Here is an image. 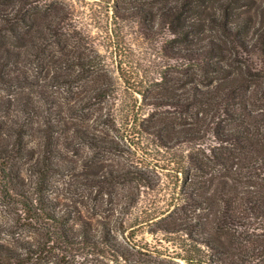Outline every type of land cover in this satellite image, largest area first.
<instances>
[{
  "label": "trees",
  "instance_id": "obj_1",
  "mask_svg": "<svg viewBox=\"0 0 264 264\" xmlns=\"http://www.w3.org/2000/svg\"><path fill=\"white\" fill-rule=\"evenodd\" d=\"M11 1L19 8H0V82L32 86L14 65L33 54L47 60L43 67L58 82L89 84L91 94L80 107L51 105L44 121L40 97L21 91L0 99V196L15 212L12 242H0L4 263L73 264V257L112 252L120 264H264V0H100L114 20L162 18L178 43L170 57L185 66L176 86L166 81L152 93L121 59L129 99L116 111L93 109L110 99L113 76L101 53L85 47L89 34L73 23L69 6ZM106 41L120 44L116 26ZM116 54L126 57L122 44ZM74 140L126 160L104 175L93 171L89 182L105 183L107 175L127 186L124 207L146 193V208L121 222L124 239L111 220L93 222L59 198L54 176L74 166L63 148ZM144 229L160 232L168 245H141L134 235Z\"/></svg>",
  "mask_w": 264,
  "mask_h": 264
},
{
  "label": "rangeland",
  "instance_id": "obj_2",
  "mask_svg": "<svg viewBox=\"0 0 264 264\" xmlns=\"http://www.w3.org/2000/svg\"><path fill=\"white\" fill-rule=\"evenodd\" d=\"M54 1L69 6L73 14V23L89 34L90 39L87 44H85V47H88V51L96 49L101 53L105 67L110 71L109 74L113 76V88H115V90L111 94L110 99H106L103 102H96V104L93 103V109H97L98 111L102 109L110 111L120 110L125 106V101L129 99V93L126 91L123 79L121 78V70L118 68V62H120L121 59L138 72V78H136V80L145 90L147 89L148 92L155 93L160 91L166 81L168 85L176 86L174 79L181 75L180 70L185 66H182V62L179 58L170 57V47H176L178 43L175 42V36L168 31L164 24H162V18L159 20V17H157L155 21L145 20V18L140 16L124 17L122 15L118 17L117 20H114L112 19V10H109L106 1ZM117 1L119 4L123 5L128 2H143L147 0ZM0 8L14 11L19 8V4L11 0H0ZM115 21H117L116 25L113 23ZM151 25H153V28L150 27ZM114 26L117 27L121 39L117 48L106 46V35L109 29ZM121 44L126 52V57H121L119 54V56H117L116 54L117 51L119 52ZM23 57L25 58H23L22 64L20 63L19 66L15 64L14 66L17 67V70L20 69L22 72H26L27 75H30L29 80L34 84L22 90L17 86L7 88L3 82H0L1 101L4 99L14 100L21 91L30 93L33 97L37 98V100L40 97L42 99L40 104L43 110V113L39 116L41 121L46 120V117H48V108L51 105L55 107L61 106V103H63L64 107L67 105H75V107L84 105L83 101L91 94V87L89 84L84 85L79 83L78 85H69L62 81L58 82L57 78L52 77V72L49 73L48 68L43 67V63L47 60H38L33 54L24 55ZM169 79H173L172 82H169ZM47 98L56 99L57 102L52 104L50 100L48 103ZM81 99L83 101H81ZM15 105L16 103L11 106V112H13L14 115L17 114V112L14 111ZM100 107H102V109ZM152 110L153 107H146L147 113ZM2 113L3 110L0 109V114ZM90 123L96 127V123L93 120H90ZM114 133V131H111L112 135ZM63 148L68 156V160H70L74 166L54 176L58 181L59 198L68 201L70 204L77 205L79 212L91 218L93 222L105 218L111 220L116 234L120 239H124L127 232L123 233L121 228H119L121 227V222L123 218L130 222L132 217L143 208H146V193H141V200L136 205L124 207L127 203L129 194L132 193L127 186L118 182H115V184L109 182L111 179H109L107 175H105L106 178H104L106 182L98 185L89 182L87 177L91 176L93 171H96L100 175H104L111 168L120 166L125 162V158L113 152H102V149L91 147L89 144L78 140H74L69 147H64L63 145ZM25 173H27V170H25ZM162 182L166 184L167 179L164 178ZM159 193L160 197H164L167 192L165 190H160ZM160 197H158L159 201L157 204L162 203ZM14 213L15 212L10 210L8 206H5L0 196V242L2 243L12 242L13 233L12 230H8V227H10V224L14 221ZM147 229L135 233L134 239L138 243L143 246L150 245L152 247H161L158 243V241H161L163 245H168L167 242L163 240L164 236L160 232L154 234ZM162 257L164 256L162 255L161 258L157 256L156 259H163ZM114 258L112 252H105L102 254L88 253L83 257H73L71 260L73 264H120L124 262L123 260L116 261ZM0 264L7 263H4V260L0 257ZM35 264H51V262L43 258L36 260ZM168 264L185 263L175 258L171 262L168 261Z\"/></svg>",
  "mask_w": 264,
  "mask_h": 264
}]
</instances>
